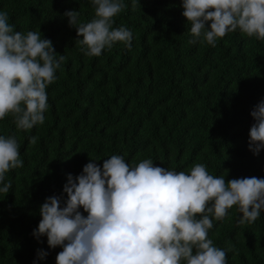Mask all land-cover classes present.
<instances>
[{
  "label": "trees",
  "instance_id": "1",
  "mask_svg": "<svg viewBox=\"0 0 264 264\" xmlns=\"http://www.w3.org/2000/svg\"><path fill=\"white\" fill-rule=\"evenodd\" d=\"M123 2L113 27L133 32L132 48L117 42L89 57L64 13L76 10L89 22L91 0H0L17 31L40 32L57 58L67 57L46 89L42 125L20 130L11 115L0 120V135L16 136L24 161L6 174L10 191L0 193V264H56L63 249L33 235L40 206L49 196L66 198L67 174L79 175L92 158L101 167L119 154L130 164L150 158L178 172L202 163L225 179L264 178V150L255 155L249 148L250 113L264 100V41L237 30L215 47L189 43L196 38L182 0H135V9L133 0ZM240 216L234 205L213 221L209 238L232 247L227 264H264V211L252 224H239ZM38 249L49 253L45 259Z\"/></svg>",
  "mask_w": 264,
  "mask_h": 264
},
{
  "label": "clouds",
  "instance_id": "2",
  "mask_svg": "<svg viewBox=\"0 0 264 264\" xmlns=\"http://www.w3.org/2000/svg\"><path fill=\"white\" fill-rule=\"evenodd\" d=\"M91 3L95 14L89 22H81L76 10L64 13L84 55L98 57L117 42L131 49L133 32L113 27L114 17L127 8L123 0ZM182 7L196 38L189 43L199 39L215 47L218 38L237 30L264 41V0H182ZM56 53L51 39L38 31H17L8 13L0 11V120L11 115L20 130L45 122L46 89L67 59ZM250 114L255 122L249 148L259 155L264 150V100ZM36 142V136L30 137V144ZM97 160L92 158L79 175L67 174L66 198L49 196L40 206L33 235L38 240L46 236L50 248L63 249L56 264H227L233 249L214 245L208 235L213 221H222L234 205L242 213L241 225L254 223L264 211V178L225 179L209 174L202 163L178 172L150 158L130 164L119 154L105 159L102 167ZM23 166L16 136L0 135V193L12 188L6 174ZM37 251L40 259L49 254Z\"/></svg>",
  "mask_w": 264,
  "mask_h": 264
}]
</instances>
